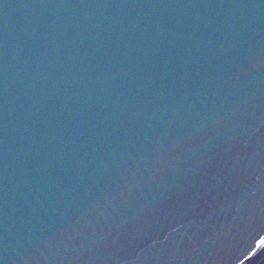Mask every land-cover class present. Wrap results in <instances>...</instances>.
<instances>
[{
    "label": "water",
    "instance_id": "1",
    "mask_svg": "<svg viewBox=\"0 0 264 264\" xmlns=\"http://www.w3.org/2000/svg\"><path fill=\"white\" fill-rule=\"evenodd\" d=\"M0 264H264V0H0Z\"/></svg>",
    "mask_w": 264,
    "mask_h": 264
}]
</instances>
